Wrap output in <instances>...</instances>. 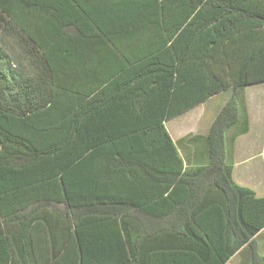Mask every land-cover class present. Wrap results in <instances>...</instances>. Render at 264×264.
<instances>
[{
  "label": "trees",
  "instance_id": "16d2710c",
  "mask_svg": "<svg viewBox=\"0 0 264 264\" xmlns=\"http://www.w3.org/2000/svg\"><path fill=\"white\" fill-rule=\"evenodd\" d=\"M175 1L163 0L162 6ZM184 6V30L178 35L177 28L166 31L171 52L158 45L153 62L140 67L167 74L169 110L140 109L144 121L123 117L119 121L113 100L110 106L98 105L105 90L88 89L85 96L66 93L69 90L54 68L58 62L50 60L48 45L39 39L51 35L62 39L63 30L31 28L32 10L47 9L48 1L0 0V264H16L6 226L15 217L18 197L28 195L37 182L56 184L51 186L57 187L56 199L67 206L84 246L80 230L90 198L113 202L119 185L151 183L154 196L170 190L168 198L174 199L177 190L171 187L176 184L205 181L216 185L223 200L218 218L169 223L186 243L187 252L195 253L202 264H225L248 244L252 264H264L253 240L264 228V197L238 185L233 177L237 139L251 126L245 90L264 83V0H184ZM182 41L184 46L178 47ZM62 49L60 44L53 52L60 54ZM168 54L175 62L164 59ZM164 80L155 77L154 84L161 87ZM228 91L231 96L209 133L184 138L205 144L211 172L183 173V160L165 120ZM83 98L85 108H81ZM181 101L184 108L176 107ZM122 113L130 116L129 109ZM91 151L106 154L103 160L106 167H114L113 172L91 171ZM226 227L227 242L222 236Z\"/></svg>",
  "mask_w": 264,
  "mask_h": 264
},
{
  "label": "crops",
  "instance_id": "0c3cea01",
  "mask_svg": "<svg viewBox=\"0 0 264 264\" xmlns=\"http://www.w3.org/2000/svg\"><path fill=\"white\" fill-rule=\"evenodd\" d=\"M47 1V9L32 10L31 28L50 32L63 30L62 39L52 35L39 36V39L48 45L50 60L58 62L54 68L58 78L63 79L64 88L69 90L66 93L85 96L88 89L105 90L106 95L98 105L103 103L107 107L113 100L118 110L115 117L119 121L125 118L144 121L145 114L140 113V109L169 110L168 79L164 77L167 74L151 66L149 71L140 67L153 62L158 45L164 46L166 51L170 49L167 30L179 29L176 35L184 30L187 8L184 0H176L166 7L162 6L163 0ZM59 14L63 15L62 20ZM184 43L182 41L178 47ZM60 44L63 45L62 54L53 52ZM164 59L176 60L171 54ZM155 77L165 78L164 85L156 86ZM261 85L245 90L251 127L247 134L238 137L233 153L235 182L252 188L259 198L264 197V84ZM230 96V91L218 94L165 120L183 160V173L186 170L204 173L206 169L211 172L205 144L191 143L184 138L206 136ZM176 107L184 108L183 101ZM81 108H85V98ZM125 109H129V117L122 116ZM149 116L154 120L152 114ZM170 121H179L172 132L168 128ZM90 153L94 167L91 171L106 174L112 169L113 172L114 167H106L103 160L106 154ZM55 185L37 182L28 195L24 193L16 201L15 217L6 226L16 264H202L195 253L187 252L186 243L169 223L179 225L207 216L216 220L218 207L223 206L216 185L207 181L176 184L171 187L177 190L174 199L168 198L170 190L154 196L155 187L151 183L119 185L114 192L118 197L115 201L90 198L85 204V223L80 230L85 240L81 246L67 206L56 199L57 187L54 190L51 187ZM195 188L200 191L197 195L191 192ZM119 197H128L129 201L123 202ZM228 233L226 227L222 231L225 242L230 238ZM253 240L264 257V228ZM223 248L226 250V246ZM252 254L246 244L225 264H252Z\"/></svg>",
  "mask_w": 264,
  "mask_h": 264
},
{
  "label": "rangeland",
  "instance_id": "374dc122",
  "mask_svg": "<svg viewBox=\"0 0 264 264\" xmlns=\"http://www.w3.org/2000/svg\"><path fill=\"white\" fill-rule=\"evenodd\" d=\"M15 65H16V63L13 62V64H12L13 68L16 67ZM262 84H264V83H262ZM257 86H258V85H255L254 87H257ZM260 86H262V85L260 84ZM251 87H252V86H251ZM178 122H179V121H170V122H169V124H168V128L170 129V131L173 130V126L177 125ZM250 127H251V126H250ZM171 132H172V131H171ZM173 134H175V133H173Z\"/></svg>",
  "mask_w": 264,
  "mask_h": 264
}]
</instances>
